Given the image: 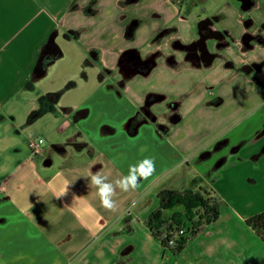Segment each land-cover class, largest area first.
Wrapping results in <instances>:
<instances>
[{
    "label": "crops",
    "instance_id": "0c3cea01",
    "mask_svg": "<svg viewBox=\"0 0 264 264\" xmlns=\"http://www.w3.org/2000/svg\"><path fill=\"white\" fill-rule=\"evenodd\" d=\"M127 50L151 69L123 70ZM199 187L219 214L186 264H264L245 223L264 211V0H0V264L141 257L157 193Z\"/></svg>",
    "mask_w": 264,
    "mask_h": 264
},
{
    "label": "trees",
    "instance_id": "16d2710c",
    "mask_svg": "<svg viewBox=\"0 0 264 264\" xmlns=\"http://www.w3.org/2000/svg\"><path fill=\"white\" fill-rule=\"evenodd\" d=\"M59 54L60 50L52 40H49L41 52L38 66L40 67L45 63V58L48 57L47 60L49 61ZM119 66L129 73L146 74L152 67V61H141L135 51L127 50L121 54ZM157 101H159L158 95L151 94L146 97L144 105L129 121L127 128L129 133H133L135 127L146 118L153 119L149 107L150 104ZM176 106L177 103L170 104L171 113L168 119L171 123L178 119ZM159 128L161 129V127ZM156 198L158 201L157 208L148 215L146 226L151 236L159 241L161 248L171 254L180 253L185 248L189 240L187 234L192 237L196 236L205 225L214 222L219 214V202L204 187L184 191L164 189L157 193ZM185 221L190 222V227L184 228L187 226ZM245 223L264 243V211L249 217ZM179 229H185V234L174 241L173 247H169L172 236L169 231L173 232Z\"/></svg>",
    "mask_w": 264,
    "mask_h": 264
},
{
    "label": "rangeland",
    "instance_id": "374dc122",
    "mask_svg": "<svg viewBox=\"0 0 264 264\" xmlns=\"http://www.w3.org/2000/svg\"><path fill=\"white\" fill-rule=\"evenodd\" d=\"M41 132V131H40ZM42 133V132H41ZM43 135V134H42ZM44 137V135H43ZM44 146H46V140L44 137ZM157 206L154 208L156 209ZM186 222V221H185ZM187 226L190 227V222H186ZM163 232H165L163 230ZM171 235L175 234V231H169ZM189 239H193L190 234H187ZM143 243V242H142ZM137 255H136V254ZM120 264H186L188 260L187 252L182 251L179 254L172 255L168 251L162 250L159 246V243L152 241V243H147L146 252L143 253V256H139L138 252H131L129 257H124L123 254H120Z\"/></svg>",
    "mask_w": 264,
    "mask_h": 264
},
{
    "label": "built area",
    "instance_id": "2783aa9c",
    "mask_svg": "<svg viewBox=\"0 0 264 264\" xmlns=\"http://www.w3.org/2000/svg\"><path fill=\"white\" fill-rule=\"evenodd\" d=\"M44 137L37 127H33L27 135V149L31 157L41 154L44 150ZM185 234V229L175 231L169 241V247H173L174 241Z\"/></svg>",
    "mask_w": 264,
    "mask_h": 264
}]
</instances>
